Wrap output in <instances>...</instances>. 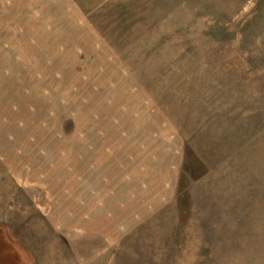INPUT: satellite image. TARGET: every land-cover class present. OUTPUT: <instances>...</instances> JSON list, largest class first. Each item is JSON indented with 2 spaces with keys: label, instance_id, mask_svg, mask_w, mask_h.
Here are the masks:
<instances>
[{
  "label": "rangeland",
  "instance_id": "1",
  "mask_svg": "<svg viewBox=\"0 0 264 264\" xmlns=\"http://www.w3.org/2000/svg\"><path fill=\"white\" fill-rule=\"evenodd\" d=\"M0 229L5 264H264V0H0Z\"/></svg>",
  "mask_w": 264,
  "mask_h": 264
},
{
  "label": "crops",
  "instance_id": "2",
  "mask_svg": "<svg viewBox=\"0 0 264 264\" xmlns=\"http://www.w3.org/2000/svg\"><path fill=\"white\" fill-rule=\"evenodd\" d=\"M1 230V229H0ZM13 244V243H12ZM2 260H5L4 262H3V264H5V263H9V261L8 260H6V259H3V258H0V263H2L1 261ZM23 264V263H22Z\"/></svg>",
  "mask_w": 264,
  "mask_h": 264
}]
</instances>
